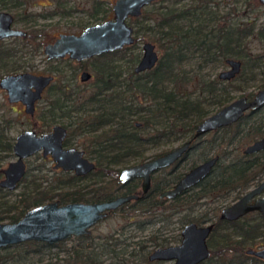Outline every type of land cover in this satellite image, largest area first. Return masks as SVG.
<instances>
[{
  "label": "trees",
  "instance_id": "trees-1",
  "mask_svg": "<svg viewBox=\"0 0 264 264\" xmlns=\"http://www.w3.org/2000/svg\"><path fill=\"white\" fill-rule=\"evenodd\" d=\"M203 4L198 0L196 5L184 10L185 19L191 20V23L197 22L196 27L188 23L184 31L177 24L183 14L176 7V1L152 11L154 25L159 30L161 38L165 39L162 53L152 70L134 75L135 78L131 71L130 77L133 79L130 82L126 84L117 82L119 73L116 72L114 63L120 53L140 41L137 34H147L152 31V28L140 27L138 23L147 19L144 10V14L142 13L139 19L128 20L127 24L133 29L132 45L93 58L92 61L96 66L93 71L97 81L90 93L76 96L66 91L63 83L48 87L47 93L50 99L44 107L38 108V111L36 109L32 119L40 121L47 128L61 124L72 136H89V143L94 147L92 152L95 154L93 159L95 169L84 178L89 180L88 185L85 186L80 184L81 178L61 172L62 177L56 181L58 191L51 193L37 186L27 187L31 182L33 183L34 178L46 181V175L42 171L50 162L35 155L32 158L40 159V164L37 168H33L29 158L26 160L25 174L17 185L18 187L24 182L28 190L22 194L16 205L0 203L1 209L5 208L0 211L4 214H0V222L4 220V223H14L27 210L48 202L93 203L119 195L134 194L139 187V181L131 180L127 184L120 185L118 182L120 170L110 165L119 164L122 158L133 154L139 155V148L145 144L157 146L172 141H181V143L190 141L188 151L178 162L167 170L153 174L151 190L147 195L139 201L122 205L112 211L108 218L117 215L125 221L127 227L132 224L137 231L145 229L147 225L152 226L160 222L165 212L167 216L163 218H166V224H177L178 231L189 223L199 225L212 222L214 227L206 240L210 256L200 264H264L263 260L245 253L254 244L264 246V218L258 213H251L233 222L218 220L220 210L253 186L262 175L264 152L246 157L241 154V150L256 139L264 137V107L245 114L230 126L193 140L194 131L202 120L233 101L230 89L233 88L232 82L235 79L241 77L248 67L262 69L261 73L264 74V20L258 25L251 19L238 26L217 23L208 32H204L199 26V18L204 16L209 22L212 19ZM248 6L252 7L251 4ZM246 40L248 44L251 40H256L260 45V51L249 56L245 51ZM194 55L202 65L219 63L224 66L226 59L239 60L241 69L230 81H220L217 76L210 79L199 76L186 77L178 72L179 67ZM137 58L135 56L128 61V64L134 65ZM61 75V71L56 72L57 77ZM122 87H125L124 90ZM259 89H264V84ZM114 90L116 94L112 93L111 96L104 98L105 92ZM121 95L124 96L121 98ZM242 96L251 99L253 94L239 97ZM115 98H121V101L112 100ZM88 105H95L97 108L92 110L93 114L90 116L81 114ZM71 113H80L83 117L86 116V119L71 121ZM133 117L139 124L138 127L134 125ZM11 122L10 117L0 119V163L12 156L14 139L9 135ZM39 131L38 128V133H42ZM66 143L67 140L64 141V145ZM82 148L86 156L87 152L84 147ZM167 151L169 150L155 157ZM213 156L218 157L214 168L196 187L170 201L157 198L159 192L169 189L188 170ZM34 170L36 174L32 173ZM1 171L0 164V175ZM106 176L108 180L104 181L103 178ZM1 193L7 192L0 189ZM201 199L221 200V203L208 212L194 215L193 203ZM127 227L121 228L122 238L114 237L115 234L94 237L91 232L89 236L71 238L55 246L30 241L2 248L0 264L18 263L25 255L23 251L26 248L31 249L28 254L34 255L57 248L58 252L65 254L66 257L57 260L54 264L60 262L103 264L105 259L111 261L109 264H140L146 263L149 249L166 247L173 243L169 242L168 238H159L155 234H151L142 242L134 244L126 242L130 236H123V230L127 231ZM221 230L226 233L218 236L219 240L215 241V234ZM179 238L178 233L173 240L178 243ZM50 255L56 257L58 254Z\"/></svg>",
  "mask_w": 264,
  "mask_h": 264
},
{
  "label": "water",
  "instance_id": "water-1",
  "mask_svg": "<svg viewBox=\"0 0 264 264\" xmlns=\"http://www.w3.org/2000/svg\"><path fill=\"white\" fill-rule=\"evenodd\" d=\"M157 0H116L112 5L111 20L91 25L79 35H60L52 44L44 48L48 60L69 59L80 62L101 54L119 51L133 44V30L127 24L128 18H137L146 6ZM264 6V0H258ZM11 18L0 13V40L8 37L23 36L24 33L10 29ZM141 57L134 67L135 73L150 70L157 63L158 55L154 45L145 42L141 45ZM226 70L220 71V81H230L241 69L239 60L226 59ZM52 76H36L29 73L9 74L0 78V90L6 94L8 104L20 103L24 114L32 116L34 105L41 99L42 92L52 82ZM89 79L87 73L80 75L81 81ZM264 107V89L257 91L250 100L239 97L202 120L196 127L193 138L230 126L241 119L245 112H256ZM66 131L60 125H54L50 131L37 135L32 130H25L14 137L12 144L13 161L8 162L1 171L0 189L11 192L23 178L25 160L40 153L49 157L53 169L72 172L77 177L86 176L94 169V164L84 157L81 150L64 148ZM190 142H184L151 160L122 169L118 181L124 184L131 179H140V194L119 196L114 199L95 203L48 202L27 210L14 223H0V249L24 242H40L55 246L70 237L90 235V229L107 217V214L123 204L137 201L150 188V177L155 172L171 167L188 151ZM264 149V138L253 142L243 150L244 155L260 152ZM217 157L193 167L187 171L169 189L162 191L159 199L173 200L204 180L209 174ZM264 179L255 188L249 190L238 200L220 210L218 219L236 221L251 212H258L264 218ZM252 199H254L252 201ZM252 201V202H251ZM213 229L211 223L197 225L189 223L182 227L179 242L153 250L147 257L148 262L158 261L171 264H200L210 256L206 240ZM246 255L264 261V248L246 250ZM75 264V263H72Z\"/></svg>",
  "mask_w": 264,
  "mask_h": 264
},
{
  "label": "rangeland",
  "instance_id": "rangeland-1",
  "mask_svg": "<svg viewBox=\"0 0 264 264\" xmlns=\"http://www.w3.org/2000/svg\"><path fill=\"white\" fill-rule=\"evenodd\" d=\"M85 1V0H83ZM110 1L114 0H104V3L102 4V8L105 11V18L110 16L109 10H110ZM173 1L177 2L176 7L180 9H188L191 6L196 5L195 2L197 0H161L150 7H147L144 9L145 17L147 19L141 20L139 23L140 27L148 26L149 28H152L151 32H148L147 34L139 33L137 34V38L140 39L138 43L133 45L130 49L127 51H124L120 53L118 57H116V61L114 63V66L116 67V72L119 73L118 77V83L119 84H126L130 82L132 77H130V73L135 66H130L128 64V61L137 56L138 58L141 56V45L145 42L151 43L154 45L155 51L157 52L158 56L162 53L163 44L165 42V39L161 38V34L159 33V30L155 27V22L153 19L152 11L155 8L164 7L166 5H169ZM195 1V2H194ZM86 8L89 10L91 9V2L90 0H86ZM194 2V3H193ZM193 3V4H192ZM248 4H251L252 7H249ZM264 7L260 6L258 4L257 0H211V3L206 8V12H209L211 14L212 21H208V19L204 18V16H201L199 19V26L203 28L204 32H208L210 28L214 27L215 24H223L226 23L229 26H238V24H244L247 19L255 20L257 22V25L260 24L264 20ZM144 14V13H143ZM92 20L89 19V23ZM128 23V22H127ZM188 23H190V26H195L196 23H191V20L189 19H181L177 24L178 27L181 28L183 31L185 30V27H187ZM38 25L42 26L43 23H38ZM44 26V25H43ZM130 26V24H129ZM198 26V27H199ZM58 27V30H65L62 26H56ZM43 29V27H41ZM44 28H47L45 25ZM48 29V28H47ZM246 44V50L247 54L250 56L252 54H255L260 51V45L256 40H251L248 44V40L245 42ZM196 55L193 56V58L185 60L179 67V71L181 74L186 75V77H193V76H199L204 78H212L213 76H217V74L220 71L226 70L225 65L221 66L219 63H207L205 65H202V62L195 58ZM137 58V59H138ZM93 63H86L85 66L88 68V72L91 74L93 73L91 70H94ZM202 65V68L200 69V66ZM248 66V64H247ZM57 68L61 69L62 75L57 78L56 85L59 83L65 84V89L68 92L74 93L76 96L78 95H86L92 90V84L89 85H83L79 82L78 77L70 79L71 69H75L72 65H69V67H66L64 64H58ZM263 70L259 68L252 69L251 67H248L243 74H241V77H238L232 82L233 88L230 89V96L233 98L232 100L237 99L240 95L244 94H255L257 91H259V87L264 84V74H262ZM8 70H0V76L8 74ZM58 81V82H57ZM122 81V82H121ZM93 82V81H92ZM125 87H122L124 90ZM118 91V90H117ZM119 92L121 93V87ZM116 94V91L113 92H105V99L108 96H111V94ZM124 95H121V98ZM140 96V95H137ZM121 98L119 99H112L115 100V102H120ZM50 99L49 94L47 92L44 93L42 101L37 104V111L44 107L48 100ZM77 105V104H76ZM212 107V106H211ZM209 107V108H211ZM39 108V109H38ZM95 108H97L95 105H88L84 108L83 112L81 114H84L86 116H90L93 114V111ZM263 109V108H262ZM80 113H71L72 118L71 121H80L81 119H86V116H82ZM88 114V115H87ZM1 117L12 118L11 126L9 129V135L14 139V137L24 131V130H34L35 132H46L49 131L51 126L49 128L45 127L40 121L33 120L32 118H28L23 114L22 107L20 105H10L6 101V96L3 92L0 91V119ZM135 118H132V121H134ZM135 122V121H134ZM61 125V124H60ZM89 136H77V135H70L67 137V143L65 144L66 147H75L77 149L83 150L82 147L85 148L87 154L86 157L94 162L95 154L92 152L94 147L89 143ZM181 144V141H172L168 143H161L157 146L153 145H143L141 148H139V155H131L125 158H122V161L119 164L116 165H110L112 168H117L119 170L135 165L136 163H139L140 161H146L150 160L155 155L162 153L166 150H171L174 147ZM245 147V146H244ZM243 147V148H244ZM242 148V149H243ZM38 157H41L40 154H36ZM14 157L13 155L9 158L5 159V161L1 162L2 169L6 167L8 162L13 161ZM29 163L33 164V168H37V165L40 164V159L37 158H30ZM51 163H47L44 167L45 170L42 171L46 175V181H41L39 179H33V183L31 182L27 186L28 188H33L34 186L39 187V189L46 190L48 192L54 193L58 191L57 188V182L58 179L62 177V173L60 171L53 170L51 168ZM35 166V167H34ZM182 170V169H181ZM33 174H36V171L34 170L32 172ZM70 174V173H69ZM1 178V177H0ZM104 181L108 180V177L103 178ZM89 180L82 181L81 185H88ZM69 189V188H68ZM27 188L24 184V182L16 187L14 191L7 192V193H1L0 194V203H5L6 205H16L19 198L22 196V194H25L27 192ZM70 190V189H69ZM231 199V196L227 199L228 202ZM221 200H210V199H201L198 200L196 203H193V214H203L205 212H208L213 208L214 206L220 205ZM5 210L3 207L0 211ZM1 215H4L3 213H0ZM167 216V213L165 212L164 215L160 218V222H158L155 225H147V227L141 231L135 230V227L131 224L127 227L125 225V221L118 217L117 215L107 218L101 223H99L98 227L93 229L92 235L94 237H103L108 234H115L114 237L120 236L122 238V232L121 228L127 227V231H124L123 236H130V238L126 240V242H131L134 244L135 242H142L144 239H146L151 234L157 235L159 238H168L169 242H173L170 245H176L177 243L173 240L175 236L180 233V231L177 230V224L173 223L171 225H167L165 222L166 218H163ZM174 220V219H173ZM5 221L2 220L0 223H4ZM209 222H205L202 224H199L200 226L205 225ZM129 228V229H128ZM126 230V229H125ZM118 232V233H117ZM226 232L218 231L217 234H215L214 240L217 241L218 236L225 234ZM174 237V238H173ZM173 238V239H172ZM178 238V237H177ZM264 246L260 244H254L251 246L250 249L258 250L262 249ZM150 251L152 249H149ZM31 251L30 248L24 249L25 255L23 258L19 260L18 263H8V264H54L57 262V260H62L65 256V254H61L58 252L57 248H52L49 251H45L43 254H28ZM57 253L58 255L56 257L51 256L50 254ZM60 262V261H59ZM111 263L110 260L105 259L103 264H109ZM58 264H62L61 262ZM156 264V263H153ZM159 264H171V263H159Z\"/></svg>",
  "mask_w": 264,
  "mask_h": 264
},
{
  "label": "flooded vegetation",
  "instance_id": "flooded-vegetation-1",
  "mask_svg": "<svg viewBox=\"0 0 264 264\" xmlns=\"http://www.w3.org/2000/svg\"><path fill=\"white\" fill-rule=\"evenodd\" d=\"M115 1L116 0L109 2L110 3V10L108 12H109L110 16H108L107 18H105V11L102 8V6H103L102 4L104 3V0H90L91 5H92L90 10L88 8H86V4H87L86 0L85 1H83V0H0V13L7 14L11 18L10 29L11 30H18V31H21V32L24 33L23 36L8 37V38L1 39L0 40V70H3V69L8 70L9 72L6 75H9V74L15 75V74H20V73H29V74H33V75H36V76H40V75L52 76V78H53L52 79V82L42 92L41 99L35 103L33 115L32 116H28V115L24 114V112H23V114L26 117L33 118V116H34V114L36 112V109H37V104L42 101L43 95H44L45 92H47L48 87H50L51 85L56 84L55 81L58 78L56 76V72L57 71H61V69L57 68L58 64L59 65L60 64H62V65L64 64L66 67H69V65H72L73 67H75V69H71L70 70L71 73H72L70 75V79H72V78H75L76 79V77H78V80H79V82L81 84H83V85L88 84L89 85L91 83L92 84L91 85L92 86L91 88L93 89V87H94L93 85L97 81V79H96V76L94 74V71L91 70L93 72L92 74L90 72H88V68L85 66V64L88 63V62L89 63L92 62L93 63L92 65H95V63L92 60H93V58H95L97 56H94V57L89 58V59L82 60L80 62L71 60L67 56H65L62 59H51V60H48L47 57L44 55V48L47 45L52 44L56 39L59 38L60 35H74V36H77L85 28H87V27H89L91 25L98 24V23H102V22L107 21V20H111L113 18V15H112V5L114 4ZM159 1H161V0H157L156 2L151 3L150 5L146 6L145 8L150 7L151 5H153V4H155V3L159 2ZM201 1L204 3L203 5H205V6H203V7L206 10V8L211 3V0H201ZM195 3L197 4V2H195ZM258 4L260 6H262L259 2H258ZM262 7H264V6H262ZM145 8L142 9L141 15H142L143 10ZM179 10H181L182 11V14H183L181 16V19L182 20L185 19V16H184V13H183L185 9H180L179 8ZM140 16L137 17V18H128V20H131V19H139ZM89 19L92 20L91 21L92 23H89ZM128 20H127V22H128ZM38 23H43L44 26L43 25L40 26V25H38ZM45 25L47 26L48 29L47 28H44ZM56 26H62L63 29H65V30H61L60 31V30H58V27H56ZM41 27H43V29ZM133 38H134V36H133ZM106 54H108V53H106ZM101 55H103V54H101ZM98 56H100V55H98ZM140 57L137 59V62L135 63V66L138 63ZM158 59H159V56H158ZM155 65H154V67H155ZM134 67L132 69L133 78H135L134 75L143 74V73L148 72V71H150V70H152L154 68L153 67L150 70L143 71V72H140V73H135L134 72ZM225 67L227 69V66L226 65H225ZM95 68H96V66H95ZM82 73H87L89 75V79L86 80V81H81L80 80V75ZM6 75H3V76H6ZM3 76H0V78L3 77ZM62 83H63V81H62ZM64 86H65V84H64ZM0 91L5 94L4 91H2V90H0ZM5 96H6V94H5ZM103 100H105V99H103ZM248 100H250V99H248ZM15 104L16 105H20L22 107V110H23V106L20 103H14V104H10V105H15ZM247 113H250V112H248V111L245 112V114H247ZM56 125H60V124H56ZM134 125L136 127L139 126V124L136 123V122H135ZM52 126H54V125H52ZM32 131H34V130H32ZM49 131H46L44 133H47ZM65 131H66V137H65L64 141L67 140V137L68 136H70L69 133H68V131L66 129H65ZM213 132H215V131H213ZM213 132H209V133H207V134H205L203 136H206V135H208L210 133H213ZM35 133L37 135L43 134V133H40L39 134L38 132H35ZM194 133H195V131H194ZM193 136H194V134H193ZM203 136H200V137H203ZM200 137H197V138H200ZM197 138H193V140H196ZM262 138H264V137H261L259 139H256L255 141H258V140H260ZM64 141H63L64 148H75V147H66V145H64ZM255 141H253V142H255ZM253 142L249 143L248 145H246L241 150V154L243 156L251 157V156H255V155L259 154V153L264 152V149H263L262 151L257 152V153H254V154L244 155L243 154V150L247 146L251 145ZM183 143H181V144H183ZM75 149H77V148H75ZM78 150H80V149H78ZM38 154H40V153H38ZM83 154H84V152H83ZM35 155H33V156H35ZM33 156H31V157H33ZM84 157L86 159H88L85 155H84ZM213 157H217V156H213ZM154 158H156V157H153L152 159H154ZM210 158H212V157H210ZM210 158H208V159H210ZM28 159H26V160H28ZM44 159L50 160L49 157L44 158ZM26 160H25V166H26ZM88 160L91 161L90 159H88ZM207 160H205V161H207ZM205 161H203V162H205ZM50 162H51V160H50ZM91 162L94 164L93 161H91ZM142 162H144V161H142ZM142 162H139V163H142ZM203 162H200L199 164H201ZM139 163H136V164H139ZM51 164H52L51 166H52V169H53V163L51 162ZM199 164H197V165H199ZM214 166H213V168H214ZM169 168L170 167H167V168H163L161 170H167ZM94 169H95V164H94ZM94 169L91 172H93ZM212 169H211V171H212ZM53 170H56V169H53ZM56 171H60V172H63V173L73 174L72 172H64V171H61L60 169H57ZM120 171H119V173H120ZM159 171H157V172H159ZM86 176H82V177H79V178L82 179L81 181H85L86 179H84V178ZM152 176H153V174L150 177V188H149L148 192L145 195H147L149 193V191L151 190V184H152L151 178H152ZM0 177L2 178V174L0 175ZM75 177H77V176H75ZM263 179H264V164L262 166V175L259 178V180L253 186H251L247 190H245L236 200H238L241 196H243L249 190L255 188L258 184H260L263 181ZM131 180H138L139 181V187L134 192V194L141 195L140 194V184H141V180L140 179H131ZM130 181H128V182H130ZM128 182H126L124 184H127ZM119 184L120 185H124V184H121V183H119ZM160 193L161 192H159L157 194V198H158V195ZM145 195H143V196H145ZM119 196H123V195H119ZM119 196H116V197H119ZM143 196H141L137 201H139ZM262 196H264V190L262 191V193H261V195L259 197H262ZM116 197H114V198H116ZM114 198H112V199H114ZM236 200H234L233 202H235ZM253 200L254 199H252V201ZM104 201H106V200H104ZM98 202H101V201H98ZM233 202H230L225 207L229 206ZM93 203H95V202H93ZM60 205H63V204H60ZM111 212H109L107 214V217L106 218H108V216L110 215ZM251 213H258V212H251ZM251 213H248L246 215H249ZM246 215H244V216H246ZM243 217H241V218H243ZM241 218H239V219H241ZM101 222H99V223H101ZM98 224H96L95 226H97ZM211 224L214 227V224L212 222H211ZM95 226H93L90 229V234L92 232V229ZM81 237H83V236H81ZM81 237H70L68 239H71V238H81ZM158 248H163V247H157L155 249H158ZM155 249H153V250H155ZM153 250L148 251V253L146 254V263L143 262V263H140V264H153V263L159 264V263H163V262H158V261H153V262H148L147 261L148 255Z\"/></svg>",
  "mask_w": 264,
  "mask_h": 264
}]
</instances>
